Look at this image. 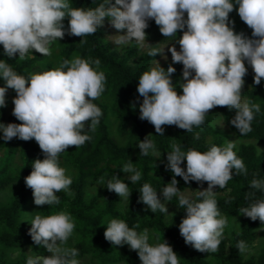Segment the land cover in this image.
Instances as JSON below:
<instances>
[{
	"label": "clouds",
	"instance_id": "1",
	"mask_svg": "<svg viewBox=\"0 0 264 264\" xmlns=\"http://www.w3.org/2000/svg\"><path fill=\"white\" fill-rule=\"evenodd\" d=\"M236 6L240 19L251 29V37L234 31V21L229 13ZM186 13V17H185ZM68 18L65 29L63 20ZM108 18L118 30L115 44L134 41L146 42L147 21L154 20L164 36H177L175 46H170L173 63L182 64V92L177 94L171 74L172 64L167 69L154 59L155 66L144 71L138 78L136 91L143 98L139 104V118L151 123L158 135H163L162 125H175L191 131L199 127L207 110L214 106H227L235 113L229 123L241 135L251 131L253 111L259 105L241 102L243 77L247 73L245 62L251 66L253 83L260 84L264 78V0H103L95 8L70 7L69 0H0V45L8 57L18 54L24 59L30 50L50 55L48 45L68 35L94 34ZM120 30H123L122 32ZM80 39V40H81ZM164 49V48H163ZM163 49L150 48L149 57ZM92 63L99 64V61ZM0 107L6 106V91L11 88L16 95L12 98V115L20 123L0 122V139L13 137L33 139L44 158L32 161V171L24 177L25 186L31 188L35 205L59 203L56 195L61 190L70 192L72 183L65 169L58 164V155L70 145L78 148L91 137L88 131L99 122L101 109L93 100L104 91L105 76L90 66L85 59L76 56L64 59L54 69L33 73L25 77L17 74L11 65L0 59ZM87 123V128H86ZM141 155H148L154 147L144 138L137 144ZM167 152L165 168L172 173L170 183L157 191L144 183L139 189L138 200L152 212L159 209L167 213L164 201L178 196V206L186 215L178 225L184 243L201 252H215L220 244L226 219L220 215L213 187L224 188L232 178L233 170L245 173V165L233 151L229 141L226 147L210 146L206 151L181 150L172 144ZM186 165L181 167V162ZM121 171L133 173L127 176L130 182L140 179V173L130 164L121 166ZM176 176L185 183L189 180L207 182V188L199 190V199H190L179 194ZM123 180L109 179L104 186L119 197L128 200L130 191ZM264 192V179L253 178L248 185ZM239 213L259 220L264 224V200L240 208ZM104 230L105 240L113 245H127L135 250L141 264H178L177 254L163 239L162 243L150 244L147 229L135 230L123 219H110ZM75 225L65 211L47 216L36 215L31 220L28 233L36 245H43L50 255L29 257L25 264H79L75 248H61ZM59 241V243H57ZM240 252L246 250L244 241H237Z\"/></svg>",
	"mask_w": 264,
	"mask_h": 264
},
{
	"label": "trees",
	"instance_id": "2",
	"mask_svg": "<svg viewBox=\"0 0 264 264\" xmlns=\"http://www.w3.org/2000/svg\"><path fill=\"white\" fill-rule=\"evenodd\" d=\"M102 2L103 0H69V5L82 9L95 8ZM235 9L234 5L229 13V18L234 21V31L252 38L251 29L240 19ZM147 23L145 32L146 39L152 42L150 48L161 49L162 45H178L175 40L182 34L181 30H177V36L164 37L154 20L149 19ZM63 24L67 29V17ZM109 26L111 24L105 18L103 25L94 34L85 35L82 39L66 32L62 39L50 42V55L46 56L30 50L24 59L18 58V54L8 57L0 45V59L9 63L17 74L25 77L54 69L64 59L71 60L76 56L88 61L91 67L103 72L105 76L103 93L92 101L101 109L99 122L93 130L85 129L91 139L78 148L70 145L58 155L59 166L72 179L70 192L61 190L56 193L59 203L50 206L35 205L31 188L25 186L24 177L32 171V161L44 158L34 138L27 141L15 137L8 141L0 139V264H25L29 257L50 255L43 245H36L31 240L28 229L36 215L47 216L60 211L70 214L75 227L68 240L59 246L77 249L78 255L75 258L79 264L84 260L85 264H141L136 251L129 249L126 244L113 245L105 240L103 233L106 224L114 218L125 220L129 227L135 225L138 233L144 229L151 231L157 243H162L164 239L177 254L178 264H264V246L254 256L245 257V253L257 239V232L264 227L259 218L240 219L239 232H233L228 243L229 253L225 240L220 241L215 252H201L190 244L186 245L179 233L178 225L186 213L177 205V195H173L168 201L177 209V214L171 221L166 219V213L159 209L154 213L138 200V189L144 183L157 191L158 196L162 187L170 183L172 173L165 168V164L172 144L180 145L182 151L191 148L201 152L213 144L221 148L227 146L226 141L230 136L216 128L214 122L217 120L223 121L230 132L242 141L233 151L242 159L246 169L243 174L233 170L232 178L224 188L213 187L220 215L228 221L241 214L238 212L240 208L264 200V192L248 186L254 177L264 179V78L260 84H254V72L245 62L247 73L243 77L241 102H248L250 106L257 104L260 108L259 112L253 111L251 131L246 134L241 135L229 123L235 113L234 109L214 106L215 113H206L204 122L199 127L193 126L191 131H186L175 125H162L164 133L158 135L151 123L139 118V104L143 98L136 91V86L139 76L149 70L154 59L161 54L149 57V50L146 53L135 49L119 51L106 39ZM96 60L99 64L92 63ZM169 64L175 68L171 77L172 83L177 86V82H182L183 79L182 64L167 63L163 68L167 69ZM0 86H3L2 80ZM15 95L11 88L6 91V106L0 107V122L20 123L12 115V98ZM144 138L150 140L154 147V150H149L148 155H141L137 145ZM124 164H130L134 171L139 172L140 179L130 182L127 176L133 173L121 171ZM185 165L186 161H182L181 167ZM113 178L128 184L130 195L123 213L119 209L121 197L104 186L107 180ZM176 179L179 194L195 187L205 189L208 186L206 181L189 180L185 183L180 176H176ZM12 188L16 192L3 199L2 194ZM241 240L246 245L244 252L236 248L237 241ZM148 242L154 244L150 234ZM15 255L16 259L13 258Z\"/></svg>",
	"mask_w": 264,
	"mask_h": 264
},
{
	"label": "rangeland",
	"instance_id": "3",
	"mask_svg": "<svg viewBox=\"0 0 264 264\" xmlns=\"http://www.w3.org/2000/svg\"><path fill=\"white\" fill-rule=\"evenodd\" d=\"M107 30H108V33L106 36L107 41L109 42V44L111 46L117 48L121 52H124V51L129 50V49H135L141 53H146L150 49V47L152 46L151 40H147V39L143 45L138 44L134 41H129L128 43H125V44H115L113 41L116 39L117 35H119V33H117L118 30H116L115 28H113L111 26H109L107 28ZM170 46H175L177 51H179L178 45H173V44L162 45L160 48L161 49L164 48L163 49V56L167 57V59H164L161 55L159 58L156 59L160 63L161 67L165 66L167 63H173L172 59H171V53L168 51V48ZM154 66H155V61L152 63L151 67H154ZM182 82H183V79H182ZM182 82H180V83H182ZM176 90L179 94L182 92V89H180L179 84L176 86ZM207 113L208 114H214L215 113L214 108L207 110ZM214 123H215V126L218 130H220L221 132L230 136V138L226 141V144L229 141H231L234 144L233 148H237L240 144H242V141L239 140L235 136V134L230 132V130L228 129V127L225 125V123L223 121L217 120ZM199 190H203V188L195 187L193 189H188V190H186V192L183 193V195L189 197L190 199H196L198 197L197 192ZM15 192H16L15 188L8 189V191H6L2 194V198L6 199V198L10 197ZM162 203H165V206L167 209L166 219L168 221H171L174 218V216L177 214V209L172 204H170L168 201L162 200ZM126 208H127V199L121 198V201L119 204V209H120L121 213H123ZM242 217H246V216L241 213V214L235 216L234 218H231L230 220H228L226 225L224 226V230L222 233L221 240L227 241V245L230 241V238H231L233 232H239L240 219ZM149 234L152 237L153 243L157 244V239H156V237H154L153 233L150 231ZM262 246H264V227L261 228L257 232V239L254 241L252 247L249 250H247V252L245 253V257L254 256L257 253V250ZM229 249H230V246L228 245V249H227L228 253H229ZM13 258L16 259L17 255H15ZM82 264H85V260L82 261Z\"/></svg>",
	"mask_w": 264,
	"mask_h": 264
}]
</instances>
